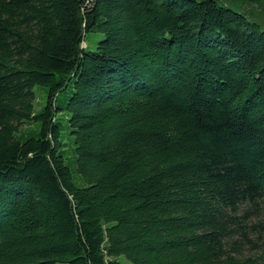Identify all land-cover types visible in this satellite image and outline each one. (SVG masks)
<instances>
[{
	"label": "trees",
	"instance_id": "trees-1",
	"mask_svg": "<svg viewBox=\"0 0 264 264\" xmlns=\"http://www.w3.org/2000/svg\"><path fill=\"white\" fill-rule=\"evenodd\" d=\"M263 19L0 0V264H264Z\"/></svg>",
	"mask_w": 264,
	"mask_h": 264
},
{
	"label": "rangeland",
	"instance_id": "rangeland-1",
	"mask_svg": "<svg viewBox=\"0 0 264 264\" xmlns=\"http://www.w3.org/2000/svg\"><path fill=\"white\" fill-rule=\"evenodd\" d=\"M264 20V19H263ZM103 39V35L102 34H97V33H87L86 37H85V43H86V47L89 51H95L96 49V44L101 41ZM84 47V45H83ZM36 90H38V88H36ZM44 100H41V103H43ZM120 260L124 263V264H132L130 263L127 259H125L124 257H120Z\"/></svg>",
	"mask_w": 264,
	"mask_h": 264
}]
</instances>
